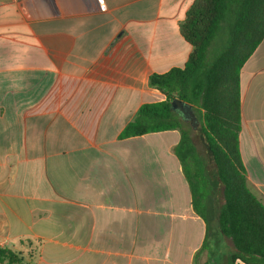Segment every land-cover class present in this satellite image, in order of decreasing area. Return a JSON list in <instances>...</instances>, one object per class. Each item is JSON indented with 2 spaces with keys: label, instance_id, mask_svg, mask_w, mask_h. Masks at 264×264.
Segmentation results:
<instances>
[{
  "label": "crops",
  "instance_id": "obj_1",
  "mask_svg": "<svg viewBox=\"0 0 264 264\" xmlns=\"http://www.w3.org/2000/svg\"><path fill=\"white\" fill-rule=\"evenodd\" d=\"M194 1L0 0L1 248L36 241V264H198L207 225L180 132L120 138L165 99L150 76L188 62ZM240 90L241 157L264 197V39Z\"/></svg>",
  "mask_w": 264,
  "mask_h": 264
},
{
  "label": "trees",
  "instance_id": "obj_2",
  "mask_svg": "<svg viewBox=\"0 0 264 264\" xmlns=\"http://www.w3.org/2000/svg\"><path fill=\"white\" fill-rule=\"evenodd\" d=\"M180 32L192 46L188 62L150 76V87L165 99L143 104L120 138L179 131L174 153L188 181L193 208L207 225L196 263L207 251L205 264H264V197L248 179L239 142L240 73L264 39V0H195ZM175 99L193 106L205 155L199 153L188 123L171 110ZM213 234L229 240L233 251L223 252L220 239L212 251ZM19 254L0 248V264H20Z\"/></svg>",
  "mask_w": 264,
  "mask_h": 264
},
{
  "label": "rangeland",
  "instance_id": "obj_3",
  "mask_svg": "<svg viewBox=\"0 0 264 264\" xmlns=\"http://www.w3.org/2000/svg\"><path fill=\"white\" fill-rule=\"evenodd\" d=\"M188 126L191 130V134H192V136L195 140V143L198 147L199 153L201 155H205L204 149L201 145L199 132H198L199 127L197 129H192L189 123H188ZM217 239H220V237L217 234L216 235L213 234V236L210 238V241H211L210 242V248L212 251H214V249H215L214 243ZM221 242L223 245V252L231 253L233 251L232 244L229 240L221 238ZM22 253L24 254V256L22 255ZM22 253L19 254V256L22 257V259H23V261L20 262V264H36L37 259H38V254H39L37 242L35 241V242L31 243L29 249H27V251H22ZM24 259H25V261H24ZM204 261L205 262L208 261V252L207 251H205L201 254V256L199 257V260H198V264H205ZM235 264H243V263L237 262Z\"/></svg>",
  "mask_w": 264,
  "mask_h": 264
},
{
  "label": "water",
  "instance_id": "obj_4",
  "mask_svg": "<svg viewBox=\"0 0 264 264\" xmlns=\"http://www.w3.org/2000/svg\"><path fill=\"white\" fill-rule=\"evenodd\" d=\"M171 110L180 114L184 121L190 124L192 129H197L200 126V121L191 104L180 99H175L171 103Z\"/></svg>",
  "mask_w": 264,
  "mask_h": 264
},
{
  "label": "built area",
  "instance_id": "obj_5",
  "mask_svg": "<svg viewBox=\"0 0 264 264\" xmlns=\"http://www.w3.org/2000/svg\"><path fill=\"white\" fill-rule=\"evenodd\" d=\"M102 6L104 7V4H102ZM0 248H1V247H0ZM237 262H241V261H240V260H237ZM237 262H236V263H237ZM241 263H243V262H241ZM243 264H244V263H243Z\"/></svg>",
  "mask_w": 264,
  "mask_h": 264
}]
</instances>
